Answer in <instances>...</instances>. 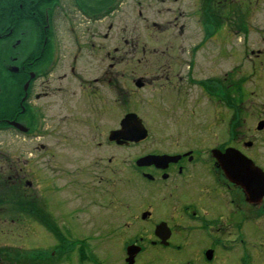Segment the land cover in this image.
Masks as SVG:
<instances>
[{
  "label": "flooded vegetation",
  "instance_id": "1",
  "mask_svg": "<svg viewBox=\"0 0 264 264\" xmlns=\"http://www.w3.org/2000/svg\"><path fill=\"white\" fill-rule=\"evenodd\" d=\"M66 1L63 9L55 0L27 35L23 27L0 36V264H264V45L246 44L260 30V0H155L170 5L152 22L164 39L158 49L144 41L141 54L136 29L117 39L111 18L123 0ZM136 95L160 108L162 122L178 113L177 124L120 164V183L101 188L99 179L94 190L109 214L90 233L79 208L63 197L64 212L50 189L42 193L49 180L32 154L52 149L37 141L72 133L100 138L96 153L144 145L149 131L139 143L110 139L129 114L117 127V98L127 106ZM150 155L161 159L138 165ZM22 226L35 237L29 251ZM36 237L47 241L37 247Z\"/></svg>",
  "mask_w": 264,
  "mask_h": 264
},
{
  "label": "rangeland",
  "instance_id": "2",
  "mask_svg": "<svg viewBox=\"0 0 264 264\" xmlns=\"http://www.w3.org/2000/svg\"><path fill=\"white\" fill-rule=\"evenodd\" d=\"M137 1L138 0H123L124 3L119 6L117 13L115 16H112L111 21L115 25L117 39H120L119 35H122L124 37L126 36L129 40L130 36H127L128 32L132 29H136L132 35L139 38L137 49L141 54L140 49H142L144 41L146 42L148 49L160 48V44L164 39V34L153 26L152 22L162 23L163 16L160 11L162 8L169 7L170 5L165 6L157 3L155 0H142V4L138 5ZM60 6H63L62 8L66 9L65 7L67 6V1L60 0ZM140 10L149 18L147 22L140 19ZM186 11L187 14L190 10L186 9ZM186 17H188V15H186ZM253 17L259 20L260 30L251 36L249 42H246V44L250 47V49H259L264 45V0H260L259 5L254 8ZM129 22L131 23L125 28L126 30H121L124 25ZM31 27V25L25 26L23 30L24 35H27L31 31ZM117 44L118 46H125L124 41L118 42ZM234 61L235 60L230 57V70L235 66L236 62ZM250 65L251 62L248 60L244 61L245 67ZM200 105H198V107ZM198 107L196 106V113H198ZM191 109L195 108L190 106L188 109H184L180 114L185 113V115H188L190 113L188 110ZM115 111L117 113V127L119 126L120 121L124 118L126 112L136 113L141 119H143V123L150 132L152 138H150L149 141L142 146H133L125 149L105 147L104 149H101L100 152L96 153L92 147L98 145L100 138L82 137L72 133L64 138L51 136L37 141V146L44 144L45 146H51L52 149L49 150V153L48 151L42 152L41 150H37L36 153L32 154V156H37V163L35 166L39 170L37 172L40 173V177H45L49 180L48 184H45L44 181L41 182L42 185L39 187L41 188L42 193H48V189H50V192L53 194V201L59 202L60 206H62V198H67L72 207H77L82 211V213L78 216L79 224L81 226L84 225V229L90 233L92 231L91 229L95 230L93 232H98L96 228L99 227V225H102L101 215H103L104 212L106 215L109 214V208H105V210L102 209L99 202L100 199L103 198V192L94 190L95 187L99 186V179H104L102 181L104 184L101 185V188L105 186L107 180L115 184L120 183L121 174L119 171L121 170L120 166H122L120 164L124 161H134L138 156H140V154L148 151L149 148H153V145L157 142V132L160 130L174 129V122H176L175 117L177 119L179 117L178 113H174L175 117L173 116L169 121L164 120L162 122L160 120L161 117L158 115L161 112L160 108L150 106L141 95L133 96L131 102L127 106L121 104L117 98ZM151 113L155 116L152 117ZM20 145L28 146L30 143L22 141ZM83 146H85L86 149H81ZM87 147L89 150H87ZM22 155L27 156L26 154ZM109 158H114L115 162L110 164L108 161ZM97 161L100 162V168L110 165L115 172L112 174L99 170V164ZM124 177L125 176H123V178ZM69 204H64L61 209H63L64 212L70 213L71 207ZM53 215H56L54 218L59 217L57 218L58 226H63L64 220L63 218L60 219V211L54 210ZM84 229L82 233L83 235H86L87 231ZM69 234L76 235V233ZM36 235L42 236L43 234L39 230ZM50 235V241H57L52 233ZM33 238H35L34 235L30 233L27 228L22 226L20 232V246L23 251H29L32 248ZM12 239L13 238L7 239V237H5L1 242L8 240L11 241ZM39 240L44 242L47 241V238L36 237V239H34V243L37 247L42 246Z\"/></svg>",
  "mask_w": 264,
  "mask_h": 264
},
{
  "label": "trees",
  "instance_id": "3",
  "mask_svg": "<svg viewBox=\"0 0 264 264\" xmlns=\"http://www.w3.org/2000/svg\"><path fill=\"white\" fill-rule=\"evenodd\" d=\"M55 0H0V36H14L28 25L41 26L46 8ZM103 10V6L100 8Z\"/></svg>",
  "mask_w": 264,
  "mask_h": 264
},
{
  "label": "water",
  "instance_id": "4",
  "mask_svg": "<svg viewBox=\"0 0 264 264\" xmlns=\"http://www.w3.org/2000/svg\"><path fill=\"white\" fill-rule=\"evenodd\" d=\"M148 138V130L144 126L142 119L135 113H129L125 116V118L121 121V128L113 131L110 135V139L112 141H117L118 143L122 144V139L125 141H132V142H143ZM218 160L222 162V158L220 154H216ZM159 156H146L140 158L137 163L139 166H143L146 164H152L156 162ZM235 154H229V160H233ZM234 162H237V158L235 157ZM233 163V162H232ZM229 164V167L233 170H237L236 164Z\"/></svg>",
  "mask_w": 264,
  "mask_h": 264
}]
</instances>
